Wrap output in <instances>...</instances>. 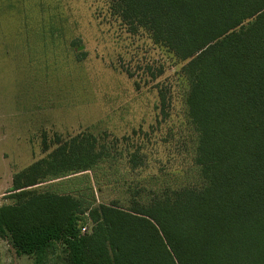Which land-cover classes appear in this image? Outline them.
I'll return each instance as SVG.
<instances>
[{
	"label": "trees",
	"instance_id": "1",
	"mask_svg": "<svg viewBox=\"0 0 264 264\" xmlns=\"http://www.w3.org/2000/svg\"><path fill=\"white\" fill-rule=\"evenodd\" d=\"M107 3L183 62L199 183L143 187L126 207L89 205L58 188L105 154H74L65 141L13 174L0 236L32 264H54L57 242L67 264H264V0Z\"/></svg>",
	"mask_w": 264,
	"mask_h": 264
},
{
	"label": "rangeland",
	"instance_id": "2",
	"mask_svg": "<svg viewBox=\"0 0 264 264\" xmlns=\"http://www.w3.org/2000/svg\"><path fill=\"white\" fill-rule=\"evenodd\" d=\"M129 28L107 0H0V205L13 202L14 173L65 141L74 154H105L57 187L89 205L126 207L143 187L199 183L183 62ZM65 252L57 242L54 264H67ZM32 259L0 236V264Z\"/></svg>",
	"mask_w": 264,
	"mask_h": 264
},
{
	"label": "built area",
	"instance_id": "3",
	"mask_svg": "<svg viewBox=\"0 0 264 264\" xmlns=\"http://www.w3.org/2000/svg\"><path fill=\"white\" fill-rule=\"evenodd\" d=\"M85 231H86V227H82L81 232H85Z\"/></svg>",
	"mask_w": 264,
	"mask_h": 264
}]
</instances>
